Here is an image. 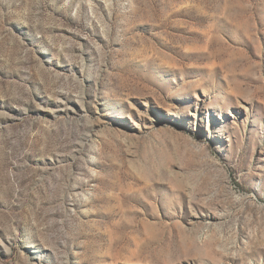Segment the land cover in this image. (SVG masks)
<instances>
[{"label":"rangeland","instance_id":"obj_1","mask_svg":"<svg viewBox=\"0 0 264 264\" xmlns=\"http://www.w3.org/2000/svg\"><path fill=\"white\" fill-rule=\"evenodd\" d=\"M0 264H264V0H0Z\"/></svg>","mask_w":264,"mask_h":264}]
</instances>
